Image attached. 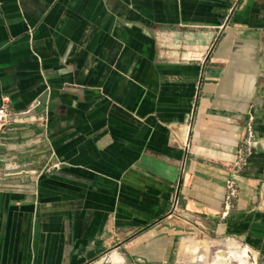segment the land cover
Masks as SVG:
<instances>
[{
    "label": "crops",
    "instance_id": "1",
    "mask_svg": "<svg viewBox=\"0 0 264 264\" xmlns=\"http://www.w3.org/2000/svg\"><path fill=\"white\" fill-rule=\"evenodd\" d=\"M2 98L0 264H175L194 226L264 258V0H0Z\"/></svg>",
    "mask_w": 264,
    "mask_h": 264
},
{
    "label": "rangeland",
    "instance_id": "2",
    "mask_svg": "<svg viewBox=\"0 0 264 264\" xmlns=\"http://www.w3.org/2000/svg\"><path fill=\"white\" fill-rule=\"evenodd\" d=\"M261 209L264 210V207L261 206ZM189 230L179 240L175 264H226L220 256L225 252H232L237 260L240 259L246 264H264L263 253L247 237L217 235L197 226L190 227ZM201 239L204 242L199 250V256L203 257V261L199 262L196 256L187 250L195 249Z\"/></svg>",
    "mask_w": 264,
    "mask_h": 264
},
{
    "label": "built area",
    "instance_id": "3",
    "mask_svg": "<svg viewBox=\"0 0 264 264\" xmlns=\"http://www.w3.org/2000/svg\"><path fill=\"white\" fill-rule=\"evenodd\" d=\"M14 121V114L9 109V104L6 99H0V127L5 124H9ZM255 119L253 114L248 115V122L246 124V137L241 145L237 149L236 159L234 161V170L230 178L226 181V196L224 200L223 207V217L230 214L233 208V201L237 198L239 192L238 178L239 173L244 169L247 163V157L253 153L254 149L257 147L259 140L256 135L255 130ZM177 207V195L173 194L171 202V210L168 213L170 217Z\"/></svg>",
    "mask_w": 264,
    "mask_h": 264
},
{
    "label": "bare ground",
    "instance_id": "4",
    "mask_svg": "<svg viewBox=\"0 0 264 264\" xmlns=\"http://www.w3.org/2000/svg\"><path fill=\"white\" fill-rule=\"evenodd\" d=\"M264 207V206H263ZM203 246V241L200 242L195 249L192 250H187L188 253H190L191 255H195L196 256V260L199 262L203 261V257L199 256V250L202 248ZM221 252V251H220ZM220 256L222 257V259L226 262V264H246L244 261L242 260H237L236 256H234L233 253L231 252H225L220 254Z\"/></svg>",
    "mask_w": 264,
    "mask_h": 264
}]
</instances>
